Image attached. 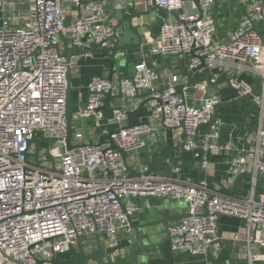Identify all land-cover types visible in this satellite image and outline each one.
<instances>
[{"label": "built area", "instance_id": "1", "mask_svg": "<svg viewBox=\"0 0 264 264\" xmlns=\"http://www.w3.org/2000/svg\"><path fill=\"white\" fill-rule=\"evenodd\" d=\"M108 1L0 0V264H55V257L78 240L96 235L114 246L131 233L128 218L139 211L138 203L151 198L186 207V216L168 228L171 252L206 257L210 249L221 252L229 238L241 244L237 254L246 264H264V184L258 185L264 182V0H236L235 8L232 0L230 12L238 23L231 32L228 19L224 31H218L219 8L212 19L215 0H114L115 9L128 1L143 12L164 10L167 19L155 38L142 43L140 53L171 58L173 64L157 74L141 60L129 78L115 68L110 81L92 77L85 106L72 112L73 149L67 151V74L76 76L77 61L92 56L82 52L103 48L117 37ZM70 48L81 54L67 63L63 55ZM177 61L201 81L189 86L174 66ZM204 74L208 78H194ZM219 87L233 94L228 103L248 98L247 124L255 128L239 138L222 137V145ZM214 88L217 93L211 94ZM108 94L121 102L108 105L110 113L103 111ZM141 102L147 117L127 125ZM249 108L256 112L253 120ZM87 120L100 131L102 145L92 132L74 126ZM163 129L178 138L185 135L184 151L205 175L210 156H219L223 189L248 175L241 179H247V196L181 178L178 168L168 177L132 176L130 171L143 172L138 155ZM43 139L55 141L42 144L45 149L41 145L34 159L29 143ZM221 217L241 221V235L219 234Z\"/></svg>", "mask_w": 264, "mask_h": 264}, {"label": "crops", "instance_id": "2", "mask_svg": "<svg viewBox=\"0 0 264 264\" xmlns=\"http://www.w3.org/2000/svg\"><path fill=\"white\" fill-rule=\"evenodd\" d=\"M116 2L114 0L109 1V7H108V15L111 20V24L113 25L114 29L117 31V37L110 41L109 44L103 48H108L111 46H114L116 43L119 45H125L129 39H132L134 42L136 41L129 32L128 28V21L131 20L132 26L135 28H138L144 21V18L138 19L136 16L143 15L144 13L153 11V8L148 10L147 12H143L142 10H138L134 8L130 2L125 3L124 8L115 9L114 5ZM118 4V3H117ZM73 9V8H72ZM155 12V11H154ZM158 15L160 18L167 19V14L165 12H158ZM150 21L155 22V17L153 15H149ZM161 19V20H162ZM70 19H68L69 22ZM162 22V21H161ZM160 23V22H158ZM152 25V28L150 31H144V35L148 34L149 38H155L159 32L160 25ZM147 38V37H146ZM145 38V40H146ZM128 58H129V66H128V73H130V70H132L133 65L140 62L141 60L145 61L146 64L154 69V65L156 68L160 71L164 70L166 68V65H172L173 59L171 58H159L154 57V59L149 57V54L145 55V57L141 56L140 50H131L128 51ZM77 68H78V74L76 76H70L71 79V86H72V101L75 104H81L85 103L87 98V91L86 86L89 82V80L94 77H102L107 79V77L110 74L111 71V64L110 59L107 57L105 53H93L90 57H82L77 61ZM118 72H121L123 74V67H116ZM195 79L200 78H208V75L204 74L203 76H195ZM215 89V88H214ZM214 89L212 91H214ZM221 90V91H220ZM221 96L223 93H228L230 96L226 98V100L221 99V105L217 109V115L219 118L222 119L224 124L227 126H230L234 121H226V117H229V110L231 105L228 101L232 99L233 94L231 92H227L223 87L220 89L218 88V95ZM79 94L81 97H79ZM141 96V95H139ZM142 97H138V99H141ZM144 102V101H143ZM143 102L139 103L137 108L131 111L130 118L127 122V125H134L141 121H144L147 117V107L146 105H143L142 108H140L141 104H144ZM224 102V103H223ZM109 107H115L120 106L121 102L118 99H109L108 101ZM78 107V106H77ZM76 107V108H77ZM75 108V109H76ZM140 108V109H139ZM74 109V110H75ZM247 108H242L240 105V110L238 114V118L235 121L240 120L242 112L246 111ZM81 126L86 134H89L92 132L94 137V142H99L100 140V134L98 129L93 128V124L91 120L83 121L80 124L77 123V127ZM250 126V122L248 121V127ZM181 142V137L178 138L176 136V133L171 132L170 130H161L158 133L156 142L154 143L152 140H148V147L144 151H142L138 155V161L139 166L138 168L145 169V166L148 164L151 156V151H153V147L156 144H160L163 148L166 146H178ZM178 154L179 151L176 150L173 152V155L176 156L174 159L176 164H179L178 162ZM188 154V153H187ZM184 161H191L194 162V159L186 156V154L183 155ZM211 166L209 167L208 175H205L202 173V178L211 177L213 178L214 182H212L213 187L215 190L222 192L220 190V186L217 185V183H220L221 186L223 185L225 181V174H224V165L222 160L217 155H211L210 156ZM157 176H164L163 174H156ZM179 177L181 178H188L190 180L196 181V172L192 170L191 168H183L179 170L178 173ZM247 184V190L238 189L239 184ZM228 191L233 190V193H231L232 196L235 197H246L248 193V183L247 179L240 180L235 184V181L229 185ZM230 194V193H229ZM139 205V211L132 217L134 223H140L145 224L148 222H154L157 220L164 219L166 217H172L174 218L173 221H171L168 224V228L171 227L173 224H176L181 220V217L186 212L185 205L179 202H175L169 199H145L138 203ZM159 212V215L157 216L156 213ZM243 228V223L237 219L231 218V217H221L219 219V234L224 236V238H228L229 236H235V235H241V231ZM101 239V242L105 245L107 244V240H105V236H99ZM125 237V236H121ZM165 235L162 234L160 239L156 240L155 242H160L162 239H164ZM121 239V238H120ZM81 241V240H80ZM154 243V242H153ZM83 244H87L89 247H94L95 245V236L84 238ZM239 243L232 242L229 238L227 241L222 242L223 249L221 252H216L208 254V256H190L187 254H175L171 252L169 247V241H165L160 248H153L149 250L147 255L141 259V262L137 260L136 257L133 258L132 264H207L208 261H212L214 264H246L245 260L242 258H239L237 252L240 248ZM115 257V256H114ZM114 257L111 258V261H114ZM116 263L115 264H127L128 262V254L127 251H121L118 253L117 257L115 258ZM61 262L63 264H71V258L69 256H62ZM106 264H110L109 260H106Z\"/></svg>", "mask_w": 264, "mask_h": 264}, {"label": "water", "instance_id": "3", "mask_svg": "<svg viewBox=\"0 0 264 264\" xmlns=\"http://www.w3.org/2000/svg\"><path fill=\"white\" fill-rule=\"evenodd\" d=\"M220 2L226 4L227 11L229 12L228 17V24H230L233 13L230 12V7L232 6V0H215L214 8L215 12L213 15V21L216 20V14L217 10L219 8ZM197 3V2H196ZM164 12V10L155 7L153 11L144 13L143 15H138L136 18L141 19L144 18L146 15H150L153 12ZM171 16L175 17L174 13L170 14ZM133 19V18H132ZM128 21V28L130 35L136 40L135 42L132 39H129V41L125 45H119L116 43L114 46L108 47V48H101L100 46H96L94 50L82 52L84 54L86 53H105L107 57L110 59L111 64V71L109 76L107 77V80L110 81L112 79L113 75V69H117L116 67H123V77L129 78L128 73V66H129V56L128 51L131 50H140V47L142 45L143 41V35L144 31H150L152 28V25L147 22H143L138 28H134L131 24V20ZM80 52H74L72 48L68 49L63 57L66 59L67 63L70 62L71 57L73 56H79ZM149 57L154 59L152 55L149 54ZM175 67L180 69L182 76L187 77L189 86H192L196 84L197 82L201 80H193L192 76L194 71H187L184 72L185 68L181 67L180 62H176L174 64ZM172 65H166L167 68H171ZM154 70L157 74H160L161 71L156 68L154 65ZM67 97H66V119H67V133L65 138L66 143V150L70 151L73 148L70 146V139L73 134V130L71 129V116L73 110L78 106L84 107L85 103L81 104H75L72 101V86H71V79L69 73L67 74ZM256 82V81H254ZM256 89H254L255 91ZM178 93L181 94V88H178ZM142 97V96H138ZM110 99V95H106L103 111L106 113H110L111 109L108 108V101ZM242 100H245L248 105L250 102L248 101V98H244ZM242 100H236L234 102H231L226 105H236L238 109L240 110V105ZM144 104H141L140 108L143 107ZM139 108V109H140ZM131 115V114H130ZM254 127H248L247 124V118H246V112H242L240 120L234 121L230 126H227L226 124L223 125L221 129V139L220 144H223L222 137H229L232 135L233 138H239L245 134H250L252 131H254ZM184 134L181 135V142L178 146H166L162 147L159 143L155 145V149L151 151V156L148 164L145 166V169L141 174H135L133 171H130V174L132 176L135 175H143V176H149V175H156V174H163L165 177H168L171 174V171L175 168L183 169V168H191L196 172V181H205L207 186L213 190L215 188L212 185V182H214L213 178L206 177L202 178V170L199 163H194L191 161H184L183 155L187 154V152L184 151V145H185V138ZM54 139H43L40 141H32L29 143L33 144L35 147L33 158H37V150L42 144H48L54 142ZM103 144V138H100L98 145ZM114 147V146H113ZM178 150V162L179 164H176L174 159L176 158L175 155H173V152ZM249 177L248 175L238 176L235 179V184L240 181L243 177ZM264 182H258V185H263ZM217 185L220 186V188L227 193H233V190H225L221 187L220 183H217ZM207 214V212L205 211ZM157 216L159 215V212L156 213ZM186 215L184 214L182 218H184ZM174 218L172 217H166L161 220H157L154 222H148L145 224L140 223H134L132 218H128V224L131 229V233L126 235L125 237L117 240L116 244L114 246H109L108 244H103L101 242V239L99 235L95 236V245L94 247H89L83 244L80 240L77 241V244L75 246H70L69 250L65 252L63 255H57L54 259L55 264H63L61 262L62 256H69L71 258V264H106V260L110 261V264H115V258L117 257L118 253L121 251H127L128 254V262L127 264H132V260L134 257L137 258L139 262H141V259L145 257L149 252V250L153 248H160V246L165 242L169 241V234H168V224L173 221ZM162 234L165 235L164 239H162L160 242H155L156 240L160 239ZM105 240H107V237L105 236ZM154 242V243H153ZM115 256V257H114ZM111 258L114 257V261H111Z\"/></svg>", "mask_w": 264, "mask_h": 264}, {"label": "rangeland", "instance_id": "4", "mask_svg": "<svg viewBox=\"0 0 264 264\" xmlns=\"http://www.w3.org/2000/svg\"><path fill=\"white\" fill-rule=\"evenodd\" d=\"M235 2H236V0H233V7L232 8H235V6H234ZM108 7H109V1L107 3L106 9H108ZM185 8L186 9H189L190 6L189 5H186ZM150 15H153L155 17V20L156 21L155 22H151L150 21V18H149V15H146L144 17V21H147V23H150L151 25H157L158 22H160V23H158V25L161 24V21L163 19L159 17V15H158L157 12H153ZM227 19H228V13L226 11L225 4H220L219 5L218 21H217V27H218V31L219 32H223L224 31V29L226 27V24H227ZM237 23H238V20L234 17L232 19V21H231L230 26L228 27V32H231L235 28V26L237 25ZM146 37L148 38L149 35L148 34H145V36L143 37L142 43H145V38ZM224 37H225V35H223V34L222 35H219V39L220 38L222 39ZM145 49L148 50L147 48H145ZM186 60H188V57H186ZM131 73H132V70H130V74ZM192 92H193L192 89H189V91L187 93L189 95H192ZM216 93H217V89L215 88L214 91L211 94H216ZM228 96H230V94L223 93L222 96H221V99L226 100V98ZM241 107L242 108H248V103L245 100H242L241 101ZM248 113H249L250 116H252V117H249L250 120H253V116H255V114H256L255 110L253 108H249L248 109ZM238 114H239L238 107L236 105H231L230 106V110H229V114H228L229 117H226V121H230L231 119H232L231 121L237 120ZM74 126L77 127V124L75 123ZM41 149H45V146L42 145ZM186 156H189V157L193 158L192 154H190V153L186 154ZM39 157H41V152L39 153ZM261 178H264V176H261ZM238 189H242V190H245L246 191L247 190V184L246 185L245 184L243 185V184L240 183L238 185ZM260 191H261V188L260 187H257L256 188V192L259 193ZM179 203H181V202H179ZM81 242L82 243L84 242V238L81 239ZM85 245L87 246V244H85ZM211 252L214 253V251L212 249H210V251H209L208 254H210Z\"/></svg>", "mask_w": 264, "mask_h": 264}]
</instances>
